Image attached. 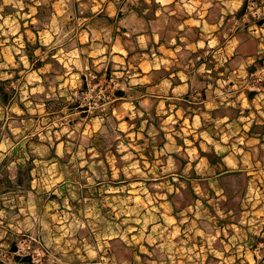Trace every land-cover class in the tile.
I'll return each mask as SVG.
<instances>
[{"label": "crops", "instance_id": "obj_1", "mask_svg": "<svg viewBox=\"0 0 264 264\" xmlns=\"http://www.w3.org/2000/svg\"><path fill=\"white\" fill-rule=\"evenodd\" d=\"M51 1L58 28L65 14L77 25L78 56L126 81L111 101L119 129L156 144L143 155L162 161L150 166L162 176L131 183L159 191L135 214L148 222L127 232L137 240L119 264H264V229L240 225L254 213L228 207L253 201L241 192L264 173V36L241 0Z\"/></svg>", "mask_w": 264, "mask_h": 264}, {"label": "rangeland", "instance_id": "obj_2", "mask_svg": "<svg viewBox=\"0 0 264 264\" xmlns=\"http://www.w3.org/2000/svg\"><path fill=\"white\" fill-rule=\"evenodd\" d=\"M0 4V264H28L16 260L25 256L29 264H119L137 240L127 232L148 222L138 223L135 214L159 191L131 186L163 175L156 172L160 158L143 155L156 144L119 129L111 101L126 81H105L78 56L70 39L77 25L68 14L58 28L51 0ZM239 8L264 36V0H241ZM130 112L133 124L138 117ZM253 177L241 197L254 200L228 207L254 213L241 226L264 229V173ZM88 247L96 254L85 253Z\"/></svg>", "mask_w": 264, "mask_h": 264}, {"label": "trees", "instance_id": "obj_3", "mask_svg": "<svg viewBox=\"0 0 264 264\" xmlns=\"http://www.w3.org/2000/svg\"><path fill=\"white\" fill-rule=\"evenodd\" d=\"M38 65H39V64H38ZM12 252H15V248H12ZM16 260H17V261L20 260V261L25 262V263H28V264L30 263V259H29V257H27V256L23 257L22 259H19V258L16 257Z\"/></svg>", "mask_w": 264, "mask_h": 264}]
</instances>
